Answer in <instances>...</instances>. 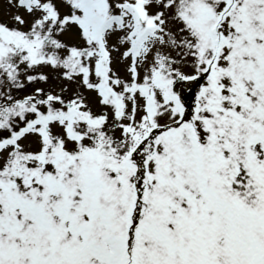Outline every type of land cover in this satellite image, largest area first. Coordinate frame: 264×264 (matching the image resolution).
Wrapping results in <instances>:
<instances>
[{
    "label": "snow or ice",
    "instance_id": "snow-or-ice-1",
    "mask_svg": "<svg viewBox=\"0 0 264 264\" xmlns=\"http://www.w3.org/2000/svg\"><path fill=\"white\" fill-rule=\"evenodd\" d=\"M0 264H264V0H0Z\"/></svg>",
    "mask_w": 264,
    "mask_h": 264
}]
</instances>
